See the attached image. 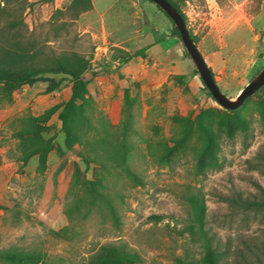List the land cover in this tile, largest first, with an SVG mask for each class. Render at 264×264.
<instances>
[{
	"label": "rangeland",
	"instance_id": "374dc122",
	"mask_svg": "<svg viewBox=\"0 0 264 264\" xmlns=\"http://www.w3.org/2000/svg\"><path fill=\"white\" fill-rule=\"evenodd\" d=\"M29 1L22 17L41 41L90 57L88 102L80 139L68 144L58 112L70 95L69 75L47 72L12 89L0 81V248L37 251L39 260L25 264H95L91 253L114 242L150 264L203 263L195 193L219 264H264V209L226 198L262 195L264 85L236 117L208 93L172 19L152 0H115L105 11L113 0H95L99 12L77 16L71 0ZM176 1L217 84L234 97L264 66V0ZM63 20L54 33L51 21ZM47 108L46 120L34 119ZM127 118L131 146L122 163L110 146ZM204 127L217 142L215 164L198 161ZM48 140L40 170L39 150L29 149Z\"/></svg>",
	"mask_w": 264,
	"mask_h": 264
},
{
	"label": "trees",
	"instance_id": "16d2710c",
	"mask_svg": "<svg viewBox=\"0 0 264 264\" xmlns=\"http://www.w3.org/2000/svg\"><path fill=\"white\" fill-rule=\"evenodd\" d=\"M181 13L186 20L184 12L179 8L176 0H169ZM30 4L29 0H0V81L4 82L8 88H15L23 83H31L47 72H63L70 76L71 87L69 97L60 105L58 116L62 123V128L66 131L68 144L72 139L79 140V123L81 122L82 105L88 102L85 96L87 78L84 72L90 66V57L84 52L76 49L56 50L46 41H41L36 32L29 29L22 17V11ZM158 5V4H157ZM69 7L75 9L74 16L81 11L92 7L91 0H71ZM61 11V10H59ZM164 11V10H163ZM165 12V11H164ZM167 14V13H166ZM168 15V14H167ZM173 21V20H172ZM65 25V20L60 24L51 21L53 32L56 33L60 25ZM172 31L180 36V32L173 22ZM190 32V31H189ZM195 41L194 36L190 33ZM196 42V41H195ZM128 55L127 58L132 57ZM213 75V72L211 70ZM214 76V75H213ZM264 85V84H263ZM260 86L254 93L260 90ZM207 88V87H206ZM208 93L211 92L207 88ZM249 97V96H248ZM247 98V97H246ZM245 98V99H246ZM244 99V100H245ZM127 105L130 104L131 96L126 94ZM238 107V106H237ZM235 108H227L234 113L236 117L239 115L235 112ZM51 108H47L42 114L35 116L34 119L46 120ZM240 118V117H239ZM129 127V119L123 123L120 136H116L114 144L111 147L112 155L119 162L125 163L129 154L131 142L126 136L125 130ZM205 133V142L197 152L198 161L202 163L203 159H210L211 164H215L217 159L215 156L216 139L210 130L203 128ZM35 132L39 131L35 128ZM50 147L49 140L45 143L35 142L29 149V152L39 150V169L43 170L46 164V154ZM114 151V153H113ZM264 156V153H263ZM27 159L26 155L23 157ZM95 155L85 157L84 161L88 164L91 160H96ZM131 177L139 180L137 173L127 168ZM140 181V180H139ZM98 183H101L97 179ZM97 195L103 197V193L97 190ZM260 197H242L240 194L236 196H228L232 203H238L243 207H262L264 209V188L261 187ZM106 204L114 212L111 200L103 197ZM191 215L193 222L197 223L199 232H201L204 245L203 263L193 261L189 264H219V251L209 238L203 233L204 218V202L198 196L193 194L190 197ZM2 204L0 203V208ZM151 217H161V214H150ZM190 231H193V223L187 225ZM39 260L37 251L24 250L19 248H0V261L10 264L36 263ZM90 260L95 264H150L142 260L135 250H130L123 243L102 242L96 250L91 253Z\"/></svg>",
	"mask_w": 264,
	"mask_h": 264
},
{
	"label": "water",
	"instance_id": "95a60500",
	"mask_svg": "<svg viewBox=\"0 0 264 264\" xmlns=\"http://www.w3.org/2000/svg\"><path fill=\"white\" fill-rule=\"evenodd\" d=\"M160 8H162L173 20L174 24L180 32V37L186 47L187 52L193 59L206 87L211 92V95L226 108H235L239 106L246 97L253 94L260 86L264 84V66L251 78L234 97L225 94L217 84L214 76L211 73V68L207 64L206 59L200 51L198 45L190 35L186 21L177 8L169 0H152Z\"/></svg>",
	"mask_w": 264,
	"mask_h": 264
},
{
	"label": "crops",
	"instance_id": "0c3cea01",
	"mask_svg": "<svg viewBox=\"0 0 264 264\" xmlns=\"http://www.w3.org/2000/svg\"><path fill=\"white\" fill-rule=\"evenodd\" d=\"M91 3H92V7H90V8H92V9H95L96 11H98L99 12V10H98V8H97V4H96V1L95 0H91ZM115 3V0H113V1H110V2H108V4L106 5V6H104L103 8H100V10L102 9V10H107L112 4H114Z\"/></svg>",
	"mask_w": 264,
	"mask_h": 264
}]
</instances>
